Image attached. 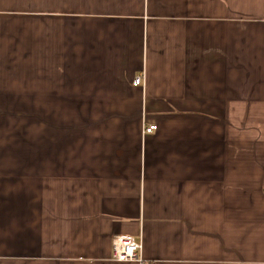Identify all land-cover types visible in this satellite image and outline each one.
Instances as JSON below:
<instances>
[{
    "label": "crops",
    "instance_id": "0c3cea01",
    "mask_svg": "<svg viewBox=\"0 0 264 264\" xmlns=\"http://www.w3.org/2000/svg\"><path fill=\"white\" fill-rule=\"evenodd\" d=\"M0 264H264V0H0Z\"/></svg>",
    "mask_w": 264,
    "mask_h": 264
},
{
    "label": "built area",
    "instance_id": "2783aa9c",
    "mask_svg": "<svg viewBox=\"0 0 264 264\" xmlns=\"http://www.w3.org/2000/svg\"><path fill=\"white\" fill-rule=\"evenodd\" d=\"M143 80V73L136 75L132 83L140 85ZM156 125L151 124L144 127V133L152 132ZM141 243L134 240L130 235L117 234L111 239V258L115 261H141Z\"/></svg>",
    "mask_w": 264,
    "mask_h": 264
}]
</instances>
